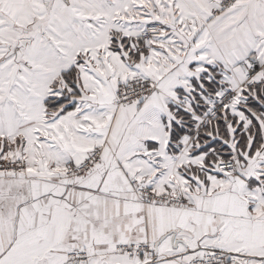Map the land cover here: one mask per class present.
Masks as SVG:
<instances>
[{"label": "snow or ice", "instance_id": "6c2138e0", "mask_svg": "<svg viewBox=\"0 0 264 264\" xmlns=\"http://www.w3.org/2000/svg\"><path fill=\"white\" fill-rule=\"evenodd\" d=\"M0 264H264V0H0Z\"/></svg>", "mask_w": 264, "mask_h": 264}]
</instances>
